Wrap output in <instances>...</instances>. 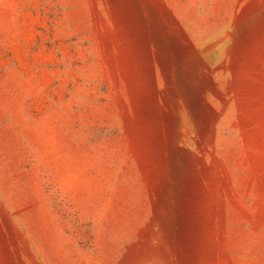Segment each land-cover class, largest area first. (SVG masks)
<instances>
[{
	"label": "rangeland",
	"instance_id": "obj_1",
	"mask_svg": "<svg viewBox=\"0 0 264 264\" xmlns=\"http://www.w3.org/2000/svg\"><path fill=\"white\" fill-rule=\"evenodd\" d=\"M0 264H264V0H0Z\"/></svg>",
	"mask_w": 264,
	"mask_h": 264
}]
</instances>
